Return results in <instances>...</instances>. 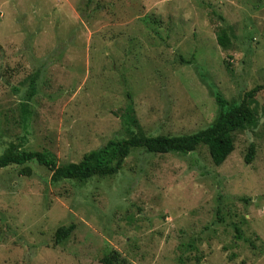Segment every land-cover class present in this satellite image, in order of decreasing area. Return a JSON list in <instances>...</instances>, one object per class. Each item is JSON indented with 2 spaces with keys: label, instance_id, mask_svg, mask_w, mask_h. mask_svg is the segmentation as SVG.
Here are the masks:
<instances>
[{
  "label": "rangeland",
  "instance_id": "rangeland-1",
  "mask_svg": "<svg viewBox=\"0 0 264 264\" xmlns=\"http://www.w3.org/2000/svg\"><path fill=\"white\" fill-rule=\"evenodd\" d=\"M258 85L264 0H0V153L79 162L127 136L130 105L147 134L192 133L218 116L215 92L240 102ZM248 101L258 122L221 165L199 144L136 149L86 181L0 168V264H264V87Z\"/></svg>",
  "mask_w": 264,
  "mask_h": 264
},
{
  "label": "trees",
  "instance_id": "trees-1",
  "mask_svg": "<svg viewBox=\"0 0 264 264\" xmlns=\"http://www.w3.org/2000/svg\"><path fill=\"white\" fill-rule=\"evenodd\" d=\"M218 41L224 47L229 45V36L225 30L219 33ZM262 87L264 86H256L240 102L229 101L221 93L215 92L219 105L218 116L208 126L192 133L147 134L141 129L130 105L124 115L127 136L110 139L103 146L84 154L79 162L58 164L56 155L48 150H31L10 144L0 153V168L12 164L25 165L20 173L29 175L32 170L26 164L37 161L52 171L53 182L64 179L86 181L95 176L116 175L122 170L126 158L136 149H142L147 153H187L195 150L199 144L207 145L214 164L221 165L235 149L234 133L257 124V113L248 98L253 97ZM253 155L254 147L251 146L246 160L251 162ZM74 229V223L58 227L57 243L68 239ZM105 261L112 264L113 258L106 256Z\"/></svg>",
  "mask_w": 264,
  "mask_h": 264
}]
</instances>
